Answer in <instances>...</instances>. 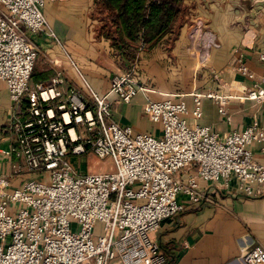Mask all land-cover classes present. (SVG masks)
Segmentation results:
<instances>
[{
	"label": "built area",
	"instance_id": "1",
	"mask_svg": "<svg viewBox=\"0 0 264 264\" xmlns=\"http://www.w3.org/2000/svg\"><path fill=\"white\" fill-rule=\"evenodd\" d=\"M49 1L0 0V81L14 105H27L16 145L3 155L19 162L15 170L36 175L12 189V176L0 171V264H168L152 233L188 203L203 202L202 182L236 183L239 194L264 197V165L252 151L264 131L252 126L221 137L188 121L202 117L204 98L225 115L228 96L195 93L192 109L183 100L148 102L146 116L162 127L157 137L119 126L107 96L88 87L86 102L64 89L61 75L32 86L37 53L28 34L57 38L44 13ZM135 76L133 70L112 79L111 92L124 103L143 90ZM246 98L264 102V79ZM89 153L113 159L115 172H80L73 159ZM243 262L264 264V250L253 249Z\"/></svg>",
	"mask_w": 264,
	"mask_h": 264
},
{
	"label": "crops",
	"instance_id": "2",
	"mask_svg": "<svg viewBox=\"0 0 264 264\" xmlns=\"http://www.w3.org/2000/svg\"><path fill=\"white\" fill-rule=\"evenodd\" d=\"M95 1L47 3L44 13L57 38L28 34L37 53L32 86L49 85L61 75L64 89H75L86 102L92 100L88 87L107 96L112 120L119 126L157 137L162 127L146 116L148 102L183 100L192 109L193 94L214 92L230 97L226 114L216 101L204 98L202 117H188L191 126H209L221 137L252 126L264 131V102L246 98L264 79V0H184L188 12L177 40L170 47L165 39L140 53L135 77L143 90L131 103L111 92L112 79L126 70L111 42L97 36ZM197 23L204 28L194 34ZM212 40L216 46L207 48ZM241 64L247 74L238 71ZM26 108L25 102L14 105L0 81V171L12 176V189L32 176L25 168L15 170L19 162L3 155L16 145L15 127ZM252 151L264 165V142L254 144ZM74 163L82 172L80 163ZM201 185V204L188 203L185 212L164 220L152 233L168 264H244L253 249L264 250V197L241 195L236 183L228 188L223 182Z\"/></svg>",
	"mask_w": 264,
	"mask_h": 264
},
{
	"label": "trees",
	"instance_id": "3",
	"mask_svg": "<svg viewBox=\"0 0 264 264\" xmlns=\"http://www.w3.org/2000/svg\"><path fill=\"white\" fill-rule=\"evenodd\" d=\"M184 0H96L92 18L99 38L111 42L126 73L144 50L166 39L171 47L187 16Z\"/></svg>",
	"mask_w": 264,
	"mask_h": 264
},
{
	"label": "rangeland",
	"instance_id": "4",
	"mask_svg": "<svg viewBox=\"0 0 264 264\" xmlns=\"http://www.w3.org/2000/svg\"><path fill=\"white\" fill-rule=\"evenodd\" d=\"M51 1L59 2L62 0H51ZM234 1H236V0H234ZM251 1H254V0H251ZM203 28H204V24L199 25L197 23L193 33L196 34L197 29L203 30ZM134 69L136 71V69H139V67H137V65H135ZM22 118L24 120L25 115ZM73 160H75V161L77 160V162L80 163L82 173H84V174H86V173H96V174L112 173V172H115V170H116L113 159H111L110 157L99 158L98 156H96L93 153H89L83 157L74 158ZM35 178H36V175L32 174V176L29 177L28 180L35 179ZM102 233H103V225L101 222H99L96 229H95V236L98 237V236L102 235Z\"/></svg>",
	"mask_w": 264,
	"mask_h": 264
}]
</instances>
